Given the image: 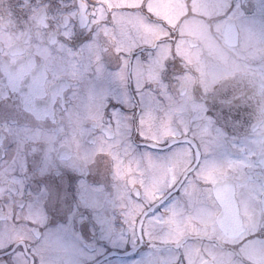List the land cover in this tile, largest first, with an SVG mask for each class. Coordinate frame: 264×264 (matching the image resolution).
Here are the masks:
<instances>
[{
    "label": "flooded vegetation",
    "instance_id": "af4514ba",
    "mask_svg": "<svg viewBox=\"0 0 264 264\" xmlns=\"http://www.w3.org/2000/svg\"><path fill=\"white\" fill-rule=\"evenodd\" d=\"M0 264H264V0H0Z\"/></svg>",
    "mask_w": 264,
    "mask_h": 264
},
{
    "label": "rangeland",
    "instance_id": "374dc122",
    "mask_svg": "<svg viewBox=\"0 0 264 264\" xmlns=\"http://www.w3.org/2000/svg\"><path fill=\"white\" fill-rule=\"evenodd\" d=\"M136 32L138 34V42L140 43L143 41V38H142L143 34L139 29L138 31L136 30ZM142 85H146V84H142ZM177 87H180V85L177 84ZM143 100H144L145 108L160 107V106L164 107L166 104H168L169 106H172L173 108L183 109L186 103V101H184L183 98L179 99V98H175L174 96L173 97L170 96L169 94L166 93L165 89H164L163 100H160L159 103L156 102L155 99L153 98L150 88L148 90H143ZM160 110L164 111L162 109ZM152 111L154 112L155 110L146 111L143 121H144V131L149 133L151 136H154L156 129H157V121H155V117H156L155 113L157 111H155L154 113ZM162 121L163 122H161L160 124L167 126L171 120L165 117V119H163ZM150 135H146V136L151 137Z\"/></svg>",
    "mask_w": 264,
    "mask_h": 264
},
{
    "label": "clouds",
    "instance_id": "9594fccd",
    "mask_svg": "<svg viewBox=\"0 0 264 264\" xmlns=\"http://www.w3.org/2000/svg\"><path fill=\"white\" fill-rule=\"evenodd\" d=\"M221 47H224L225 52L230 54L229 48L224 43H221Z\"/></svg>",
    "mask_w": 264,
    "mask_h": 264
}]
</instances>
